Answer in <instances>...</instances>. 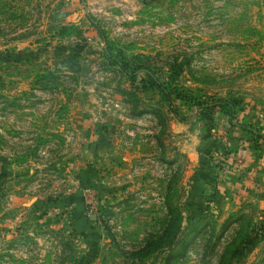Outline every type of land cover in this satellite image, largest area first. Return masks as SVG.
I'll return each mask as SVG.
<instances>
[{"label": "rangeland", "instance_id": "rangeland-1", "mask_svg": "<svg viewBox=\"0 0 264 264\" xmlns=\"http://www.w3.org/2000/svg\"><path fill=\"white\" fill-rule=\"evenodd\" d=\"M180 90L264 135V0H0V264H264L261 211L223 169L235 138L264 144Z\"/></svg>", "mask_w": 264, "mask_h": 264}, {"label": "crops", "instance_id": "crops-1", "mask_svg": "<svg viewBox=\"0 0 264 264\" xmlns=\"http://www.w3.org/2000/svg\"><path fill=\"white\" fill-rule=\"evenodd\" d=\"M242 141L238 138L234 139L232 146L237 152V157L223 169L233 178V183L236 179L242 182L241 185L236 183V187L239 192L248 196V202H254L257 205L262 214L261 218L264 220V154H256L248 146L249 143H242ZM212 146L214 141L208 137H199V140L193 143V150L187 155L192 169H207L210 173L215 169L208 156L202 152L203 149Z\"/></svg>", "mask_w": 264, "mask_h": 264}, {"label": "trees", "instance_id": "trees-1", "mask_svg": "<svg viewBox=\"0 0 264 264\" xmlns=\"http://www.w3.org/2000/svg\"><path fill=\"white\" fill-rule=\"evenodd\" d=\"M100 33L102 37H104L103 32L101 31ZM107 46L108 50L106 51V54L110 56V58H112V60H114L124 71L128 72L130 65L126 57L123 55L119 56L114 53V46L111 41H107ZM143 71L144 70L142 67H137L136 69H133L131 73H129V75H131V77L136 80V77L138 75L137 73ZM145 75L150 78L151 82L154 85L160 88L168 105H171L172 101H174V99H172L171 93L164 86H161L158 80L149 71L145 72ZM174 98L180 101H184L186 104H193L194 106H197L200 111V114L202 115V119L206 122L209 121L211 123V119L213 120V117L212 115H210L209 111H221L224 114H227L231 120V125L248 131L251 136L254 137L252 141L256 142V144L254 145L256 148L258 147L259 142L264 144V135L261 134L259 130L252 129L251 126L246 125L244 123L234 124L233 120H235L236 118V105L238 103L227 100L207 102L205 100H202L200 97L193 95V93L189 90H180L176 92ZM215 135H217V137L215 138L216 148L213 150H209L208 156L211 160H216L217 163L227 162L230 156L234 153V150L231 148L230 145V137L220 132H216ZM218 151H220L219 155L217 153ZM247 242L249 243L251 241L248 240Z\"/></svg>", "mask_w": 264, "mask_h": 264}, {"label": "water", "instance_id": "water-1", "mask_svg": "<svg viewBox=\"0 0 264 264\" xmlns=\"http://www.w3.org/2000/svg\"><path fill=\"white\" fill-rule=\"evenodd\" d=\"M91 217L93 218V217H95V215H91Z\"/></svg>", "mask_w": 264, "mask_h": 264}]
</instances>
